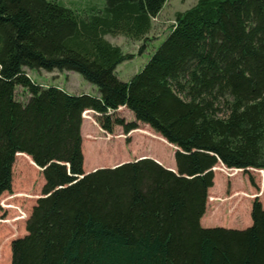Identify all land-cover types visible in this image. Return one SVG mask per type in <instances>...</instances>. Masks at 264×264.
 I'll list each match as a JSON object with an SVG mask.
<instances>
[{
	"label": "trees",
	"instance_id": "obj_1",
	"mask_svg": "<svg viewBox=\"0 0 264 264\" xmlns=\"http://www.w3.org/2000/svg\"><path fill=\"white\" fill-rule=\"evenodd\" d=\"M166 1L105 0L83 17L52 0H0V196L16 155L44 180L11 264H264L258 198L245 229L200 224L213 168L264 170V0H196L119 80L131 55L105 37L141 40ZM26 70L76 72L99 95L40 86ZM121 107L134 122L115 116ZM85 111L107 133L149 126L176 148V173L150 158L85 173Z\"/></svg>",
	"mask_w": 264,
	"mask_h": 264
},
{
	"label": "rangeland",
	"instance_id": "obj_2",
	"mask_svg": "<svg viewBox=\"0 0 264 264\" xmlns=\"http://www.w3.org/2000/svg\"><path fill=\"white\" fill-rule=\"evenodd\" d=\"M52 1L83 17L89 15L94 9H102L105 2V0ZM195 4L196 0H167L160 13L152 19L149 32L139 41L123 35L106 36L105 39L120 48L123 54L131 55V59L126 60L116 68L118 79L128 82L131 77L141 71L152 53L172 30L176 14L190 9ZM26 75L32 82L40 86H56L75 94L88 93L91 95L98 93L96 87L85 81L76 72L60 73L54 71L50 74L44 71L26 70ZM28 97L26 89L16 86L15 98L17 101L25 103ZM86 112L88 113L85 114ZM86 112L82 114L81 125L84 172L90 173L93 169L116 167L142 158L153 159L165 168L174 164L176 148L149 126L137 123V128L128 133H124L121 126H113L112 132L107 133L96 122L98 116L93 112ZM114 114L123 119L124 122H134L133 115L126 109L117 110ZM174 169L175 167L172 170ZM213 172L215 186L220 184H237L240 186L242 182L244 185H250L254 188L255 184H259V187L256 188L257 193L261 190V194L264 196L263 171L260 172V170L255 169H249L247 172L228 170L218 164ZM43 185L41 169L36 167L34 163L31 165L28 160L16 155L12 168L11 189L0 196V203L7 205L5 211L0 207V264H11V242L26 234V221L32 207L36 204V200L41 197ZM215 218L216 221L222 220V224L230 220H225L220 216ZM8 240L9 243H7Z\"/></svg>",
	"mask_w": 264,
	"mask_h": 264
},
{
	"label": "crops",
	"instance_id": "obj_3",
	"mask_svg": "<svg viewBox=\"0 0 264 264\" xmlns=\"http://www.w3.org/2000/svg\"><path fill=\"white\" fill-rule=\"evenodd\" d=\"M60 73H66V72H60ZM59 89L61 88L59 87ZM61 90L66 93H71L70 91H67V89L65 90L61 89ZM71 94H75V93H71ZM84 94H88V93H84ZM91 95L98 96L99 94L96 92ZM123 109L125 108L121 107L118 110H123ZM82 134L83 131L81 128V135ZM83 156H84V152H83ZM174 167L175 164L166 168L172 170ZM94 170L95 169H93L92 171ZM257 187H259V184H255V187L252 188L250 185H244L242 182L240 183V186H238L237 184L235 185L220 184L218 186H215L214 183L207 193L208 197L206 202L205 213L200 219L201 226L204 228H211L215 226V227H223L227 229H237V230H242L249 227L252 224L251 208H252V202L255 198H258L259 202L262 205V208L264 209V196L261 194V190L259 188L258 189L260 190V192L257 193L258 192V190L256 189ZM217 216H220L225 220L226 219H230V220L227 223L222 224L223 222L222 220L216 221L215 217Z\"/></svg>",
	"mask_w": 264,
	"mask_h": 264
},
{
	"label": "built area",
	"instance_id": "obj_4",
	"mask_svg": "<svg viewBox=\"0 0 264 264\" xmlns=\"http://www.w3.org/2000/svg\"><path fill=\"white\" fill-rule=\"evenodd\" d=\"M0 205H1V207H3V208L7 206V205L4 204V203H1Z\"/></svg>",
	"mask_w": 264,
	"mask_h": 264
},
{
	"label": "clouds",
	"instance_id": "obj_5",
	"mask_svg": "<svg viewBox=\"0 0 264 264\" xmlns=\"http://www.w3.org/2000/svg\"><path fill=\"white\" fill-rule=\"evenodd\" d=\"M91 112H92V111H91ZM93 113H94V112H93ZM0 204H1V203H0ZM0 207H1V205H0ZM1 208H2V209H4V211H5V209H7V206H6V207H4V208H3V207H1Z\"/></svg>",
	"mask_w": 264,
	"mask_h": 264
},
{
	"label": "water",
	"instance_id": "obj_6",
	"mask_svg": "<svg viewBox=\"0 0 264 264\" xmlns=\"http://www.w3.org/2000/svg\"><path fill=\"white\" fill-rule=\"evenodd\" d=\"M170 171H172V172L176 173V170H170Z\"/></svg>",
	"mask_w": 264,
	"mask_h": 264
}]
</instances>
